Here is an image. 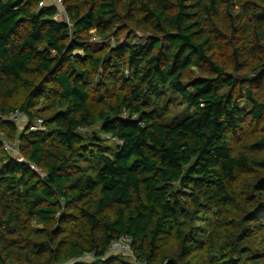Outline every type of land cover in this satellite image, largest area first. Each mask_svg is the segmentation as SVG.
Returning <instances> with one entry per match:
<instances>
[{
  "label": "trees",
  "instance_id": "1",
  "mask_svg": "<svg viewBox=\"0 0 264 264\" xmlns=\"http://www.w3.org/2000/svg\"><path fill=\"white\" fill-rule=\"evenodd\" d=\"M0 116V264H264V0H0Z\"/></svg>",
  "mask_w": 264,
  "mask_h": 264
},
{
  "label": "built area",
  "instance_id": "2",
  "mask_svg": "<svg viewBox=\"0 0 264 264\" xmlns=\"http://www.w3.org/2000/svg\"><path fill=\"white\" fill-rule=\"evenodd\" d=\"M4 119L11 120V121H13L14 123L17 124L22 119V113L19 110H15V111L11 112L8 115V117H4ZM31 129H33V130H37V129L38 130H43L42 119L41 118H36L34 123L31 125ZM80 130L84 131V129H81V128H80ZM104 136H107V135L104 134ZM3 145H4L5 149L11 150V151H13L12 152L13 154H16L15 151H14V147L13 146L12 147L9 146L7 141H3ZM18 159H21V157H19ZM31 167L34 168V166H32V165H31ZM130 242H131V239L129 237H126V236L121 237L118 240H114L109 246L108 254L114 253L116 251L129 252L131 250Z\"/></svg>",
  "mask_w": 264,
  "mask_h": 264
},
{
  "label": "rangeland",
  "instance_id": "3",
  "mask_svg": "<svg viewBox=\"0 0 264 264\" xmlns=\"http://www.w3.org/2000/svg\"><path fill=\"white\" fill-rule=\"evenodd\" d=\"M64 16L63 15H61V16H58L57 17V19L58 20H63L64 18H63ZM138 33V32H137ZM92 41L93 42H95V43H99V42H102V40L100 39V38H98V37H96L95 35H94V37L92 38ZM111 43H114L113 42V39H111ZM74 53L75 54H82V51L81 50H77V51H74ZM27 118H25L24 116H22V119H21V121L19 122V123H17V126H18V128H19V130L21 129V128H23V126H25L26 124H27ZM96 129H97V127H96ZM90 130V129H89ZM91 130H95V126L94 127H92L91 128ZM18 133H20V131L18 132ZM104 135V134H103ZM18 136V135H17ZM0 137H2V135H1V133H0ZM3 138V137H2ZM5 141H7V140H5ZM18 137H17V139L15 140V141H13L12 143L10 142H8V145L9 146H13L14 147V151H15V155H18V156H20V152H19V148H18ZM21 157V156H20ZM112 254H121V255H123V256H128V259H131L130 261H134L133 260V254H132V252H131V250L129 251V252H123V251H116V252H114V253H112Z\"/></svg>",
  "mask_w": 264,
  "mask_h": 264
}]
</instances>
